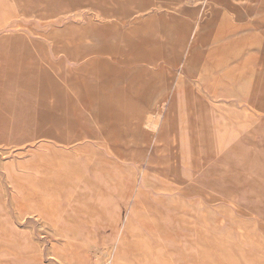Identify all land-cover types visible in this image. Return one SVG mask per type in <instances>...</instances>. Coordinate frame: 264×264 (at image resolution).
<instances>
[{
	"label": "rangeland",
	"instance_id": "obj_1",
	"mask_svg": "<svg viewBox=\"0 0 264 264\" xmlns=\"http://www.w3.org/2000/svg\"><path fill=\"white\" fill-rule=\"evenodd\" d=\"M263 137L264 0H0V264H264Z\"/></svg>",
	"mask_w": 264,
	"mask_h": 264
},
{
	"label": "bare ground",
	"instance_id": "obj_2",
	"mask_svg": "<svg viewBox=\"0 0 264 264\" xmlns=\"http://www.w3.org/2000/svg\"><path fill=\"white\" fill-rule=\"evenodd\" d=\"M123 2V1H122ZM116 5V4H115ZM130 8V7H129ZM176 8V7H175ZM179 8H180V6H179ZM124 38V37H123ZM85 41V40H84ZM208 79H209V77H207V76H204V78H203V80L205 81V83H208ZM205 91V90H204ZM178 92V91H177ZM207 94V93H206ZM206 94L205 93H203L202 92V96H198V99H197V101L193 104V106H192V108H190L189 110L190 111H188L187 110V112L188 113H197V115L199 116V115H201V118H197V120H196V126L199 128V129H201L202 130V127H203V129H206L207 130V132L205 133V134H203L202 135V140L204 141V143H206L207 144V142L208 141H210L209 142V144H213L214 142H213V135H212V133H211V128L213 127V124H214V120H213V116H212V110H211V100L209 101V98L208 97H206ZM178 95H180V93H178ZM178 95L176 96V98H175V104L178 102ZM174 103V102H173ZM180 106H181V104H180ZM219 108V107H218ZM235 108V107H234ZM238 109V108H237ZM180 109L178 108V106H177V104H176V109H175V117H176V119L178 120V118H177V116H178V113H180ZM216 111V110H215ZM247 111V110H246ZM249 111V110H248ZM241 112V111H240ZM203 113H206V118H204V115H202ZM216 113H218V112H216ZM223 113H225V111L223 112ZM219 114V113H218ZM249 114V113H248ZM251 114V113H250ZM186 115L187 114H185V115H181V116H185L186 117ZM197 116V117H198ZM226 116V115H225ZM235 119V118H234ZM217 120V119H216ZM221 120V119H220ZM226 120V119H225ZM244 120V119H243ZM242 120V121H243ZM233 121V120H232ZM217 123V122H216ZM219 123V122H218ZM249 123V122H248ZM242 125V124H241ZM254 125V124H253ZM232 127V126H231ZM240 130V129H239ZM239 132V131H238ZM262 133H263V131H261ZM250 133H252L251 135H252V140H254L256 137H255V130L254 129H252V130H250ZM225 134V133H224ZM243 134V133H242ZM241 134V135H242ZM173 136V139L175 138L174 137V135H172ZM264 138V137H263ZM257 140V139H256ZM174 142H175V140H174ZM258 143V142H257ZM205 144V145H206ZM260 144V143H259ZM257 145V144H256ZM263 146V145H262ZM264 147V146H263ZM176 149V147L174 146L173 147V149ZM177 149H180L182 152H187L188 151V148L187 147H182V146H177ZM262 150V149H261ZM189 153V152H188ZM183 155V154H182ZM181 162V161H180ZM182 163V162H181ZM256 163V162H255ZM261 165V164H260ZM205 167V166H204ZM224 168V167H223ZM261 168V167H260ZM226 169V168H225ZM184 170V169H183ZM263 170V169H262ZM256 172V171H255ZM237 173V172H236ZM189 174V173H188ZM184 175V174H183ZM190 175V174H189ZM251 175V174H250ZM173 176V175H172ZM229 176H231V175H229ZM222 177H224V176H222ZM227 177V176H226ZM172 178V177H171ZM227 178H229V177H227ZM176 180V179H175ZM188 180V179H187ZM236 180V179H235ZM226 181V180H225ZM229 181V180H228ZM231 181V180H230ZM253 182V181H252ZM176 183H178V182H176ZM229 183V182H228ZM233 184V183H232ZM247 185V184H246ZM256 185H257V183H256ZM227 187V186H226ZM222 188H223V186H222ZM249 188V187H248ZM171 190V189H170ZM219 191V190H218ZM236 191V190H235ZM240 192V191H239ZM217 193V192H216ZM251 193V192H250ZM138 195V194H137ZM178 195V194H177ZM140 196V195H139ZM179 196H180V194H179ZM253 196V195H252ZM231 197V196H230ZM235 197V196H234ZM230 199V198H229ZM144 201V200H143ZM252 202V201H251ZM168 203V202H167ZM173 203V202H172ZM154 204V203H153ZM170 204V203H169ZM168 204V205H169ZM180 204H181V202H180ZM179 204V205H180ZM253 204V203H252ZM252 204H251V206H252ZM240 205V204H239ZM169 207V206H168ZM180 207V206H179ZM264 207V206H263ZM186 208H187V206H186ZM164 210V209H163ZM175 210V209H174ZM188 210H189V208H188ZM166 211V210H165ZM252 211V210H251ZM179 212V211H178ZM166 213V212H165ZM164 213V214H165ZM261 213V212H260ZM188 214V213H187ZM159 215V214H158ZM177 215V214H176ZM166 216H168V214L166 215ZM141 216H139V218H140ZM261 217V216H260ZM168 218V217H167ZM173 218V217H172ZM257 218V217H256ZM177 219V218H176ZM178 219H179V217H178ZM135 220V219H134ZM259 220H260V218H259ZM164 221V220H163ZM181 221V220H180ZM192 221V220H191ZM178 222V221H177ZM184 225V224H183ZM182 225V226H183ZM192 225V224H191ZM170 226V225H169ZM187 227V226H186ZM193 227V226H192ZM168 228V227H167ZM205 228V227H204ZM173 229V228H172ZM178 229V228H177ZM182 230V229H181ZM175 232V231H174ZM185 232V231H184ZM206 237V236H205ZM181 238V237H180ZM211 239H213V238H211ZM234 241V240H233ZM213 244V243H212ZM218 244V243H217ZM201 245V244H200ZM185 247V246H184ZM201 247V246H200ZM221 247V246H220ZM205 248H207V247H205ZM212 248V247H211ZM160 248H158V250H159ZM193 250V249H192ZM194 251V250H193ZM206 251V250H205ZM212 251V250H211ZM225 251V250H224ZM175 252V251H174ZM195 252V251H194ZM171 253V252H170ZM201 254V253H200ZM211 254H212V252H211ZM210 254V255H211ZM205 255V254H204ZM207 255H208V253H207ZM213 255V254H212ZM255 255V254H254ZM227 256V255H226ZM206 257V256H205ZM202 258H204V257H202ZM121 259V258H120ZM216 259V258H215ZM217 260V259H216ZM229 262V261H228ZM264 262V261H263ZM223 263V262H222ZM205 264V263H204Z\"/></svg>",
	"mask_w": 264,
	"mask_h": 264
},
{
	"label": "crops",
	"instance_id": "obj_3",
	"mask_svg": "<svg viewBox=\"0 0 264 264\" xmlns=\"http://www.w3.org/2000/svg\"><path fill=\"white\" fill-rule=\"evenodd\" d=\"M233 2L239 3L240 5H242L243 3H245L247 0H232ZM180 96L184 98V96L182 95V93H180ZM202 96V92L199 93V97ZM185 100V98H184Z\"/></svg>",
	"mask_w": 264,
	"mask_h": 264
}]
</instances>
